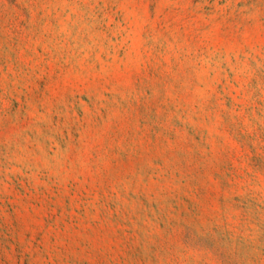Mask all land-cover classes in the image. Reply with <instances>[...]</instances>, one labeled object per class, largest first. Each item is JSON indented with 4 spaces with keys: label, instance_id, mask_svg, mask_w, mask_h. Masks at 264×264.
<instances>
[{
    "label": "rangeland",
    "instance_id": "rangeland-1",
    "mask_svg": "<svg viewBox=\"0 0 264 264\" xmlns=\"http://www.w3.org/2000/svg\"><path fill=\"white\" fill-rule=\"evenodd\" d=\"M0 264H264V0H0Z\"/></svg>",
    "mask_w": 264,
    "mask_h": 264
}]
</instances>
